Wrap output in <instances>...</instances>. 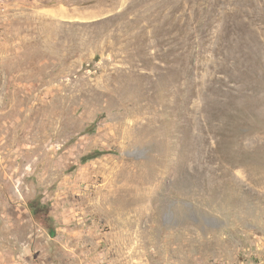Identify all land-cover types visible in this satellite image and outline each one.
Instances as JSON below:
<instances>
[{
  "label": "rangeland",
  "instance_id": "obj_1",
  "mask_svg": "<svg viewBox=\"0 0 264 264\" xmlns=\"http://www.w3.org/2000/svg\"><path fill=\"white\" fill-rule=\"evenodd\" d=\"M0 264H264V0H0Z\"/></svg>",
  "mask_w": 264,
  "mask_h": 264
},
{
  "label": "trees",
  "instance_id": "obj_2",
  "mask_svg": "<svg viewBox=\"0 0 264 264\" xmlns=\"http://www.w3.org/2000/svg\"><path fill=\"white\" fill-rule=\"evenodd\" d=\"M101 153H102V151H94L90 155H88L86 158H92V157L97 156ZM51 234L53 235L54 233L52 232Z\"/></svg>",
  "mask_w": 264,
  "mask_h": 264
}]
</instances>
